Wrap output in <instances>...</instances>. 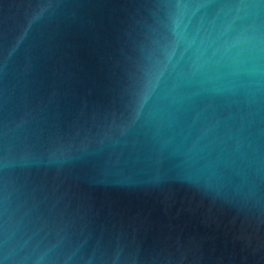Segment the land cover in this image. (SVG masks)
I'll return each instance as SVG.
<instances>
[{
  "label": "water",
  "instance_id": "obj_1",
  "mask_svg": "<svg viewBox=\"0 0 264 264\" xmlns=\"http://www.w3.org/2000/svg\"><path fill=\"white\" fill-rule=\"evenodd\" d=\"M0 264H264V0H0Z\"/></svg>",
  "mask_w": 264,
  "mask_h": 264
}]
</instances>
